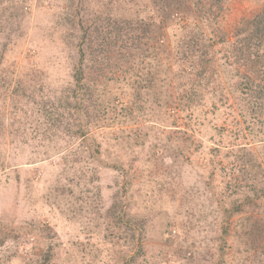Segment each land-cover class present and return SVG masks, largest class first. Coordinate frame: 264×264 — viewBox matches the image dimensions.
Returning <instances> with one entry per match:
<instances>
[{
    "label": "rangeland",
    "instance_id": "rangeland-1",
    "mask_svg": "<svg viewBox=\"0 0 264 264\" xmlns=\"http://www.w3.org/2000/svg\"><path fill=\"white\" fill-rule=\"evenodd\" d=\"M82 1L0 0V264H264V113L193 102L167 43L129 63L102 54ZM263 13L225 0L219 24ZM79 67L106 111L96 95L77 105Z\"/></svg>",
    "mask_w": 264,
    "mask_h": 264
},
{
    "label": "trees",
    "instance_id": "trees-1",
    "mask_svg": "<svg viewBox=\"0 0 264 264\" xmlns=\"http://www.w3.org/2000/svg\"><path fill=\"white\" fill-rule=\"evenodd\" d=\"M105 1L93 0L91 4L84 0L80 7L85 6L77 11L84 38L92 32L99 33L90 36L92 42L94 37L99 39L94 42L96 48L102 49L99 52H110V49H103L109 44L117 46V60L129 63L141 54L144 57L156 56L154 52L159 45L163 50H169L167 43L171 46V60L176 59L182 72L195 78L190 94L193 102L203 101L210 95L226 105V98L234 95L235 101L245 104V109L257 107L264 113V13L244 19L235 32L229 34L219 24L225 0H134L135 6H130L128 12L122 9L118 14L115 13L117 8L113 9L112 0ZM142 1L144 7L137 11L136 6L139 7ZM89 18L95 20L93 29L88 24ZM103 57L107 60L112 58L109 55ZM232 61L240 62L245 70L241 72L239 68L234 73L228 66ZM222 69L227 78L223 83ZM149 72L144 76L141 72L139 85L150 82ZM76 77L78 87L85 89L77 104L79 108L85 110L83 101L89 99L94 102L97 97L99 110L106 111L107 103L105 105L100 91L93 84L82 82L85 74L80 67ZM214 77L216 82L212 80ZM206 89L207 92L204 91ZM87 131L86 125L80 128L82 135ZM259 149L264 153V148Z\"/></svg>",
    "mask_w": 264,
    "mask_h": 264
}]
</instances>
